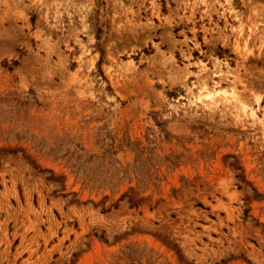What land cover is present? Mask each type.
Here are the masks:
<instances>
[{
	"label": "rangeland",
	"instance_id": "rangeland-1",
	"mask_svg": "<svg viewBox=\"0 0 264 264\" xmlns=\"http://www.w3.org/2000/svg\"><path fill=\"white\" fill-rule=\"evenodd\" d=\"M0 264H264V0H0Z\"/></svg>",
	"mask_w": 264,
	"mask_h": 264
},
{
	"label": "bare ground",
	"instance_id": "bare-ground-1",
	"mask_svg": "<svg viewBox=\"0 0 264 264\" xmlns=\"http://www.w3.org/2000/svg\"><path fill=\"white\" fill-rule=\"evenodd\" d=\"M208 96H210V94Z\"/></svg>",
	"mask_w": 264,
	"mask_h": 264
}]
</instances>
